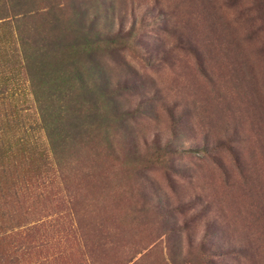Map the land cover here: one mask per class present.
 I'll list each match as a JSON object with an SVG mask.
<instances>
[{"label":"rangeland","instance_id":"obj_1","mask_svg":"<svg viewBox=\"0 0 264 264\" xmlns=\"http://www.w3.org/2000/svg\"><path fill=\"white\" fill-rule=\"evenodd\" d=\"M98 4L122 124L60 120L66 77L0 28V264H264V0Z\"/></svg>","mask_w":264,"mask_h":264},{"label":"trees","instance_id":"obj_2","mask_svg":"<svg viewBox=\"0 0 264 264\" xmlns=\"http://www.w3.org/2000/svg\"><path fill=\"white\" fill-rule=\"evenodd\" d=\"M99 7L98 0H0V28L9 30L14 36L15 51L24 70L39 52L47 53L45 67L56 64L53 69H57L54 71L61 70L67 78L62 79L68 88L63 91V104L59 107L58 118L75 129L83 128L87 131H93L91 127L94 120H100L103 124H122L125 119L124 114L117 115V93L115 89L111 90L107 73L97 58L102 49L110 48V51L125 35L121 30L113 33L111 29L101 32L94 28L96 20H100ZM37 19L49 27L40 38H34L37 31L34 26L25 25ZM39 40L43 46H38ZM188 45L195 51L191 50L194 55L198 52L199 58L195 59V63L201 75L210 79L200 50L196 52L195 46L190 43ZM66 52L75 59L64 62L57 58V54ZM33 62L35 64V60ZM41 63L44 64L43 61ZM40 101L35 97L38 120L55 156L56 139L50 127L58 119L55 113L50 112V101L46 104ZM27 130L30 129L21 130L20 133L25 134ZM153 144L156 145L155 142ZM163 148L169 150L167 146ZM206 150L203 145L200 151L205 153ZM234 157L237 160L236 154Z\"/></svg>","mask_w":264,"mask_h":264}]
</instances>
